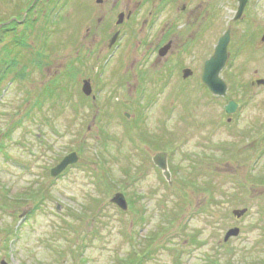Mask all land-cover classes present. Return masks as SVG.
I'll return each mask as SVG.
<instances>
[{"label":"rangeland","instance_id":"obj_1","mask_svg":"<svg viewBox=\"0 0 264 264\" xmlns=\"http://www.w3.org/2000/svg\"><path fill=\"white\" fill-rule=\"evenodd\" d=\"M251 2L233 22L236 0H0V20L31 9L29 55L49 40L48 62L9 74L0 90V264H264V84L254 83L264 78V0ZM228 28L218 96L201 78ZM164 30L170 64L154 52ZM59 77L64 104L35 107ZM74 151L79 162L52 177ZM159 151L171 183L152 161Z\"/></svg>","mask_w":264,"mask_h":264},{"label":"trees","instance_id":"obj_2","mask_svg":"<svg viewBox=\"0 0 264 264\" xmlns=\"http://www.w3.org/2000/svg\"><path fill=\"white\" fill-rule=\"evenodd\" d=\"M27 11L30 13L31 9L28 8ZM29 13L27 14L29 15ZM28 15H25L23 20L22 16L19 17V15L12 16L7 20H0V90L9 74L16 73L15 77L27 78L29 73L28 69H30L31 66L33 68H42L48 62L49 54L46 50L49 46V40L47 37L41 42L37 49L34 48L33 54H28L32 46L28 42L27 31L28 28H33V22L30 17H27ZM30 21L31 23H29ZM20 23H23L26 30L19 29ZM23 50H25V54H23ZM61 77H63V75ZM61 77L57 79H54V77V80L51 79L40 92H38L34 101L35 107L42 109L43 105L48 102L53 104H64L65 97L62 102H59L58 99L55 98V95L61 98V95L65 93L61 91V89L65 88L66 91V87L60 82L61 80L59 81ZM66 95L69 96L68 94Z\"/></svg>","mask_w":264,"mask_h":264},{"label":"water","instance_id":"obj_3","mask_svg":"<svg viewBox=\"0 0 264 264\" xmlns=\"http://www.w3.org/2000/svg\"><path fill=\"white\" fill-rule=\"evenodd\" d=\"M239 12L238 17L242 13L245 5L246 0H239ZM122 16V14L120 15ZM121 18L119 17L117 23H121ZM119 35V32H116L111 41H110V47L114 44L117 37ZM264 40V38H263ZM230 41V33L229 31L226 32L218 41L217 45L215 46V50L213 55L206 60L204 65V71L202 74V80L203 82L208 86V88L216 95H225L227 92V83L224 81V79L221 77L220 73L224 66L226 65L227 58H228V45ZM171 46V43L167 44L161 49V53L164 54ZM193 73L192 69L185 68L183 70V77L187 78ZM258 84H263V79L257 80ZM83 92L89 96L92 94V85L89 79H85L82 87ZM237 107V103L235 101H230L229 104L226 106L227 112H234ZM129 117V114H127ZM79 161V156L76 152H71L70 154L66 155L59 164H57L55 167L51 169V175L53 177L59 176L69 165L75 164ZM154 162L156 165H158L162 170L163 173L168 181L171 180V173L168 168L167 163V154L165 152H160L154 157ZM111 201L115 204H117L121 209L127 210L128 209V201L125 197V194L122 192H117ZM247 208H237L233 210V214L237 217H242L246 212ZM240 234V228L239 227H233L230 228L226 235H225V241H227L229 238L238 236Z\"/></svg>","mask_w":264,"mask_h":264},{"label":"flooded vegetation","instance_id":"obj_4","mask_svg":"<svg viewBox=\"0 0 264 264\" xmlns=\"http://www.w3.org/2000/svg\"><path fill=\"white\" fill-rule=\"evenodd\" d=\"M165 2H169V1H172V0H164ZM230 1V0H229ZM237 1V8H236V11H235V15H234V17H233V22H236V21H238V20H242V19H244V17H246V16H244V12H245V10L249 7L250 8V5H252V2H251V0H246V5H245V7H244V9H243V11H242V13L239 15L240 17H238L237 18V16H238V12H239V4H240V1L239 0H236ZM96 2L97 3H102V2H104V0H96ZM261 3V2H260ZM202 4H203V2H202ZM182 8L183 9H185L186 8V5L185 4H183V6H182ZM205 9V8H204ZM256 9L258 10V12L260 13V16L262 17V15H261V5L259 4V5H257L256 6ZM204 11V10H203ZM122 14V16H120ZM133 15H135L134 14V11H132V10H129V11H121L120 13H119V15H118V19H119V17L121 18V23L120 24H122L123 22H125L126 20H129V19H131L132 17H133ZM207 16H208V14H207ZM203 18H205V16L203 15ZM263 18V17H262ZM117 19V20H118ZM197 19H201V17L199 18V17H197ZM264 19V18H263ZM202 20H200L199 21V23L201 22ZM117 25H119V24H117ZM263 27H264V24H263ZM262 27V28H263ZM118 32H119V35H118V38H119V36H120V30L118 29L117 30ZM116 31V32H117ZM170 32V30H164V32H163V34H162V37H161V39H160V41L158 42V44H157V46H156V48H154V52L155 53H157L158 54V56H159V59L157 60V61H161L162 59H166L167 61V64H170V62L172 61V57L170 56L171 55V50H172V47H173V40L172 39H170L169 37H168V35H169V32ZM229 31V33H230V36L232 37V34H231V32H232V29L231 28H228L223 34H226V32H228ZM261 31V29H259V30H257V32H256V36L255 37H257L258 36V34H259V32ZM116 32H114V34L116 33ZM113 34V35H114ZM112 35V36H113ZM221 37V36H220ZM219 37V38H220ZM112 38V37H111ZM118 38H117V40H118ZM263 38H264V32H263V34H262V36H261V40L262 41H264L263 40ZM117 40H116V42H117ZM110 41H111V39H110ZM115 42V43H116ZM114 43V44H115ZM169 43H171V46H170V48L164 53V54H162L161 53V49L164 47V46H166L167 44H169ZM113 44V45H114ZM109 47H110V42H109ZM169 58V59H168ZM205 63V62H204ZM186 68H188V67H186ZM185 69V68H184ZM203 69H204V67H203ZM182 71H183V69H182ZM169 76V75H168ZM86 79H89L90 80V82H91V84H92V81H91V79L90 78H86ZM92 88H93V85H92ZM92 98L93 99H95L96 98V95L94 94V95H92ZM86 99H88V98H86ZM127 114V113H126ZM125 114V115H126ZM140 131L138 132L139 133V135H142V136H144V137H146V136H148V130H141V129H139ZM144 140H147V139H144ZM159 152H161V151H159ZM159 152H157L153 157H152V161H153V163H154V165L155 166H157L156 164H155V162H154V157L159 153ZM164 152H166L167 153V158H168V152L167 151H164ZM168 162H169V160H168Z\"/></svg>","mask_w":264,"mask_h":264}]
</instances>
